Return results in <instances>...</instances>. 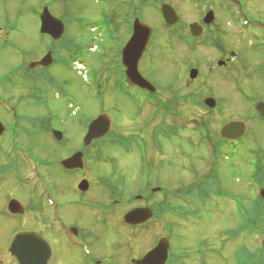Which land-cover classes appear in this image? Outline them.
Segmentation results:
<instances>
[{"label": "rangeland", "instance_id": "rangeland-1", "mask_svg": "<svg viewBox=\"0 0 264 264\" xmlns=\"http://www.w3.org/2000/svg\"><path fill=\"white\" fill-rule=\"evenodd\" d=\"M21 1L0 0V98L4 100V105L17 107L23 118L19 127L17 145H14L13 149L19 153L20 147H26L38 158L52 159L55 165L51 163L43 171L49 185L52 188L56 186L58 189L59 178H63L64 184L68 182L70 187L73 180L76 184L81 177L77 173H75V177L64 174L63 169L57 165L56 161L66 159L69 156H65L66 154L82 152L85 177L89 180V186L94 188L92 193L94 194L99 183L103 188L109 190L108 196H106L107 193L103 194L104 199L112 197L115 193H120L121 196L134 195L139 191L138 184L146 178L145 173L148 172L149 188L166 186L169 189L167 197H162L159 191L149 188L146 195L155 206L150 207L151 213L154 216L165 218L173 225V237L169 240L170 245L167 253L170 257V251H172L171 258L175 264H234L233 250L235 247L244 244L250 249L253 248L255 243L244 234L235 240L226 241L228 235L232 237V234H236L239 203L245 206L249 205V202L243 201V199H250V195L253 194L256 184L249 175L252 169L251 163L255 159L261 161L259 172L263 180L261 187L264 188V123L257 121L252 107L249 104L243 105L238 97L232 95L231 92V94L215 95L216 98L224 97L226 100L222 103L223 113L217 112L211 115L212 129L218 128L220 124L218 121H222L223 118L225 120L239 118L245 123L246 133L238 151L226 153V156L218 158L214 168L216 173L214 177L219 180L221 188L223 191L225 190V195L212 196L209 194L211 191L208 185L210 167H212H208L209 151L206 144L200 142L192 123L195 122L193 121L195 119L203 120L206 117L204 108L199 106L195 108L192 98L183 99L182 104L176 106L180 114L173 111L170 115V117L174 116L171 120L173 124L171 135L163 134L156 137L154 131L157 128L156 123L159 117L145 125V121L152 115L153 107L145 103L139 109L140 99L131 98L120 88H116V80L119 79L114 72L115 67L118 66L117 49L120 44L125 43L124 41L128 37L127 12L128 9H131L129 7L131 5L136 7L137 17L155 29L150 47L139 61L137 69L148 82L153 84L155 94L162 99L170 101L175 94L190 90H199L206 95V92L214 87L206 77L208 56H211V54H207L206 48L198 45L194 51H189L180 42L174 40L175 35L164 34L165 31L160 26L161 16L158 10L149 3L146 6L140 5L141 0L111 1V29L114 31L112 38L91 27L92 23L100 21V11L106 7L100 0H68L64 6L67 7V14L71 21L67 23L65 35L73 38L77 43H88L89 47L86 48V52L82 49L77 53V57L79 61L83 62V65H78L76 62L73 64L68 60L66 63H56L49 68L48 75L54 79L56 85L50 84L46 87L41 105L35 107L33 105L34 99L37 97L38 86L42 87L35 73L29 75V68L19 74L12 71L9 75L13 78L9 81L7 72L21 63L30 62V59H38L44 54L46 44L49 45L50 39L39 32L41 22L38 17H35L36 12L44 7L43 3L47 6L50 14L59 18L62 16L64 7L61 0ZM167 1L178 13L181 26L198 21L199 17L203 16L201 11L205 9V5L202 0ZM244 2L251 14L264 19V0H244ZM230 13V9H214L217 21H223L222 26H233L228 23L231 20ZM234 26L236 27V25ZM226 30L230 32L229 29ZM163 37L168 38L165 43H161ZM172 46L174 49H171ZM178 49H180L179 52H177ZM239 50L244 53L243 55L252 56V53L246 52V49L241 45H239ZM104 52L105 55L100 58L99 55ZM62 55L66 56L67 53L64 52ZM92 64L95 65L91 66ZM187 64H196L201 81L187 82V87H185L184 83L179 85L181 82L179 79H182L184 75L187 80L189 79L188 72L184 73ZM251 65L249 64V66ZM93 67L102 84L101 88L96 87V84L92 82ZM253 75L256 77L257 74ZM246 79L247 85L255 88L251 84L252 82L256 86L253 94L260 95L264 100V82L258 78L250 79L248 76ZM226 84L231 90L230 80ZM99 91L100 96L96 95ZM129 91L132 92L130 89ZM230 96H233L239 104L237 105ZM1 106L0 121L4 125H11L10 114L5 112ZM76 110L79 112L76 113ZM102 110L107 111L116 122L117 128L112 129V134L117 139L119 138L117 134L127 138L122 139L125 144L122 146L109 141L101 142L100 145L98 144L100 146L99 155H95L93 144L82 148L81 135L84 130L80 121L83 120V117H91ZM47 111L51 115L54 114L51 126L52 135L53 131L63 133L65 142L60 145H57L49 133L44 131L43 121L39 120L34 130L32 129V123L37 118L35 116L44 119L46 117L44 112ZM73 111L74 113H72ZM180 116L182 117L180 118ZM186 118H192V120ZM178 123L180 125H177ZM167 132L168 130L164 131V133ZM139 137L145 141L147 139L144 152L152 165H145L141 159ZM8 138L7 134L0 136V167L8 162V158L6 159L3 154V151L10 149ZM12 146L13 144H11ZM60 166L62 167L61 164ZM122 173H124V178ZM6 177L9 180L12 178L10 175ZM14 184H16L14 181H10L9 187ZM105 189L100 191L105 193ZM177 189H192L195 193L210 198L203 203L194 199L183 202L181 199L178 200L181 194ZM69 192L72 190L62 192V194L67 195ZM1 196H4V189ZM165 198L172 205L179 204L178 206H181L178 208L179 210L167 209L170 213H166L167 210L163 209L164 203L162 204ZM262 202L264 203V197ZM119 211L116 210V214ZM0 220H4L6 223L12 221L5 214L0 217ZM71 220L78 224L81 223L75 217H72ZM109 224L106 223V226L103 227L107 228L108 237H106V243L101 250L99 247L102 246L104 240L103 235L100 234V231H103L102 223L96 224L98 225L99 240H101L96 251L98 256L99 250L101 251L99 256L101 261L105 256L113 255L119 259V264H125L127 253L143 255L145 252H142L147 246L152 247L158 238L166 237L168 233V230H165L161 224L151 222L134 231L133 234L137 233L134 239H128L126 231ZM82 226L86 225L82 224ZM14 228L16 227L13 224L0 227V243L3 241L4 233ZM78 255L77 253V257Z\"/></svg>", "mask_w": 264, "mask_h": 264}, {"label": "flooded vegetation", "instance_id": "flooded-vegetation-1", "mask_svg": "<svg viewBox=\"0 0 264 264\" xmlns=\"http://www.w3.org/2000/svg\"><path fill=\"white\" fill-rule=\"evenodd\" d=\"M162 2L163 1H160V3ZM203 2L205 5V9L202 10L203 12L201 11L203 16L201 15L198 21H193L200 26L199 36L194 37L191 35L189 24L192 22L187 23L188 25L186 26H181V19L178 13V25L171 28L169 32L165 31L164 34L175 35L174 40L180 42L186 50L194 51V48L198 47V45H202L206 48L207 54H211V56H208L209 58L206 65V77L209 83L214 87L209 89L206 95L199 90L177 93L170 101H166L156 95L155 90L150 93L158 98L159 104L161 105L157 113L159 116L158 120L165 122V124H162V127L172 124L170 115L173 110L176 109V106L181 104L177 103L176 106H173V103H176L175 101L172 102L173 100L181 97L192 98L194 102H196L195 106L201 108H204L203 101L205 99L213 98L215 100L214 107L204 108L206 113L205 141L209 151V166H212L214 158H220L221 156H226V153L238 151V148L242 144V138L245 137L246 133V126H244L245 129L243 134L237 139H227L220 136V129L224 125L232 122H243L239 118H230L227 120L223 118L222 121H218L220 123L218 128L212 129L211 115L217 112L223 113L222 103L226 100L224 97L216 98L215 95L232 93V95L238 97L243 105L248 104L251 100L253 103L255 102V104L258 102L264 103L260 95L257 94L255 96L253 94L255 93V84L251 82L255 87L252 88L245 83V80H247L246 76L250 79L258 78L264 82V19H261L258 15L251 14L244 0H205ZM140 5L146 6L148 5V1L141 0ZM215 8L223 10L230 9V19L232 21L229 20L228 23L233 24L232 27L222 26L223 21H217V16L214 14ZM205 14L209 16L206 21ZM234 25H236V27ZM226 29H229L230 32ZM165 37H163V42L161 43H165L166 40H168V38ZM150 41L152 40H149L144 53H147L150 47ZM239 45L244 47L246 52H251L252 56L243 55L244 53L239 50ZM160 46L164 47L162 44H160ZM171 49H174L173 46ZM179 51L180 49L177 50V52ZM249 64L252 65L249 66ZM193 68L197 70V76L194 78L189 77L187 80L186 75H184L182 79H179V81H181L179 85L184 83L185 87H187V82L201 81L196 64H187L184 68V73L188 72V77L189 71ZM254 73L257 74L256 77L253 75ZM229 80L231 90H229L226 84ZM142 91L138 93H149L148 91ZM231 99L234 100L237 105L239 104L233 96ZM39 105H41L40 102ZM33 106L37 107L35 103ZM173 107H175V109ZM10 110L11 113L19 114L15 106H12ZM168 110H170L169 114L165 116L164 111ZM176 112L180 114L177 109ZM44 115H46L44 119L35 116L37 118H35V122L32 123V129L34 130L39 120L43 121L44 131L49 133L55 140V143L57 145L64 143V137L58 141L52 135L51 126L54 115L52 116L48 111L44 112ZM20 119L22 118L20 117L19 120ZM257 121L264 123V118L257 119ZM19 126L20 123L17 124L18 128ZM115 127L117 128L116 125L114 128ZM3 135L4 132L2 133V136ZM18 135L19 130H15L14 132L8 131V143L12 141L14 145H17L16 141ZM117 135L118 137L124 136L121 134ZM98 146L96 141L95 145H93L95 155H99L100 148ZM20 148L19 153L13 149H9L5 151L6 154L1 150L6 159L8 158V162L0 167V185L4 183L0 186V217L5 214V216L11 218L12 221L6 223L4 220H0V227L3 225L11 226V224H13L16 228L6 231L3 235V241L0 243V264H17L8 247L12 235L21 231H32L35 233L34 236H29V240L40 239L43 241V243L37 242L36 244V242H34L33 244L37 252V256L33 260L34 264H119V259L113 255L105 256L103 261H101L102 259L99 257L101 255L100 250L106 243V237H108L107 228L103 227L106 226V223H110L109 225L126 231L128 239H134L137 233L133 234V232L143 226L125 224L123 222V215L133 208L153 206L150 198H148L149 196L146 195L147 186H144L142 182H140L137 188L139 191L134 195L121 196L120 193H115L112 197L104 199L103 194L106 195V193L109 192L108 189L106 190L99 183L93 194L92 190H94V188L89 186V180L85 177V170H65L60 166L59 160L57 161V165L63 169L62 171L64 174H68L69 177H75L74 175L77 173L78 176L81 177L77 181L80 183L82 179H86L88 186L85 190H82L78 187L79 183L77 182L75 184V180H73L72 186L69 187L68 182L64 184L62 181L63 178H59V189L56 188V186L52 188L46 181L43 170L44 168L47 169L51 163L54 164L53 160L46 158L42 159L41 157L38 158L26 147ZM214 151H216L215 156ZM212 170V167H210V171ZM8 175L12 177L10 180L6 177ZM10 181H14L16 184L9 187ZM20 186L22 187L21 189ZM2 188L4 189V196H1ZM151 188L149 189L151 190ZM17 189L20 190L17 191ZM103 189L106 190L105 193L100 191ZM68 190H72V192H69L67 195L62 194V192H68ZM108 194L109 193H107L106 196H108ZM159 201L161 202L162 200L160 199ZM116 210L120 211L116 214ZM114 214H116V216H114ZM94 216H97L96 218L98 219ZM72 217H75L76 220L81 223L78 224L77 222H73L71 220ZM98 222L102 223L103 229V231H100L101 236L103 235L104 238L101 247H99L101 240H99L98 225H96ZM82 224L86 226H82ZM29 240L27 239L26 242L22 243L24 248L27 247ZM96 247L100 248L99 256L97 255L98 252L96 251ZM148 247L149 246H147L142 253L146 252L151 246ZM77 253L79 254L78 257ZM138 255L139 254L127 253L124 260L125 264H132L134 259L142 256V254L140 256ZM68 256L73 259L71 260Z\"/></svg>", "mask_w": 264, "mask_h": 264}, {"label": "water", "instance_id": "water-1", "mask_svg": "<svg viewBox=\"0 0 264 264\" xmlns=\"http://www.w3.org/2000/svg\"><path fill=\"white\" fill-rule=\"evenodd\" d=\"M162 15L167 24H174L178 18L174 9L168 4H162L161 6ZM208 15L205 16V21L208 19ZM39 19L41 22L39 31L42 34L49 35L52 39H59L64 32L63 22L54 17L48 11L47 7H43L42 11L39 14ZM190 31L192 35L197 36L200 34V26L196 23L190 24ZM151 35V28L142 23L138 18H135L132 23V32L121 50V62L125 67V73L127 78L133 83L139 86L140 88L153 91L154 87L141 76L138 72L137 64L139 59L142 56V53L146 47L148 39ZM51 51L49 50L43 57L37 61H32L29 63L30 67L40 65L48 66L52 62ZM197 75L196 69H192L189 73L190 78H194ZM205 104L208 106L214 105V100L211 98L205 99ZM257 109L262 115H264V103H259ZM111 120L107 114H100L97 117L93 118L87 126V131L83 137L84 145H88L92 140L99 139L105 136L110 129ZM244 124L242 122H232L224 125L220 130L221 137H230L236 138L240 137L244 132ZM3 130V126L0 123V134ZM54 135L57 139L61 138V135L58 131H54ZM61 164L66 169H74L82 167V153L75 152L70 157L61 161ZM88 186L86 180H82L78 187L82 190H85ZM261 196H264V189L261 191ZM150 217V212L147 208H139L129 211L124 219L129 223H140L145 221ZM29 233L32 236L31 232H20L17 233L11 240L9 245V250L12 253V256L20 264H34L33 260L37 256L33 244L34 242L43 243L42 240H29ZM35 234V233H34ZM33 234V236H34ZM39 237V236H38ZM40 238V237H39ZM25 239L29 240L28 246L24 248L22 244L25 242ZM32 243V248L30 246ZM168 242L165 238L159 240L157 245L148 251L136 264H164L167 258Z\"/></svg>", "mask_w": 264, "mask_h": 264}, {"label": "trees", "instance_id": "trees-1", "mask_svg": "<svg viewBox=\"0 0 264 264\" xmlns=\"http://www.w3.org/2000/svg\"><path fill=\"white\" fill-rule=\"evenodd\" d=\"M68 3V0H61L62 2V5L64 7L63 9V13L61 14V18L63 19V21L65 23H69L70 20V17L69 15L67 14V7L64 6V4ZM106 2H108L107 0H105ZM158 1H165V0H158ZM108 12L109 13H105L103 12L101 14V18L100 20H103L105 22V24H107V33H104L105 36L107 37H114V31L111 29V25H112V19H111V8L108 9ZM130 19L129 17V12L127 14V19ZM93 25V24H92ZM91 25V27H92ZM42 36V35H41ZM47 47H50L52 48L53 52H54V55L56 57V62L57 63H66L67 60L69 59H72L75 57V55H77L78 52H80L82 49L84 48H87L89 47V44L85 43V44H82L80 42H76L73 38L71 37H67L64 33V35L57 41H52L49 43V45ZM66 52L67 55L64 56L62 55V53ZM119 53V51H118ZM118 56V55H117ZM118 62V61H117ZM11 79V78H9ZM41 81H45L44 77H40ZM50 81H51V84L52 85H56L55 84V81L53 78H50ZM43 88V86H42ZM41 88L39 87L37 90H40ZM44 89V88H43ZM37 96L40 95V92L37 91ZM176 102V100H173L172 102ZM177 102L176 103H173V106H176ZM175 109V107H173ZM174 112H176V109L173 110ZM181 117V116H180ZM177 125H180V123H178ZM172 126L173 124L171 125H164L162 127V125H159L157 126L156 130L154 131L156 134V137H158V135H163V134H167V135H171L170 131H172ZM165 130H168L167 133H164ZM127 137H120V139L118 140L116 137L114 136H111L110 139H109V142L110 143H118L120 144L121 146L122 145H125L122 141V139H125ZM139 138H138V142H139ZM144 143V140H142L140 143H138L139 145L140 144H143ZM100 151V149H99ZM123 174V178H124V173ZM261 177V178H260ZM258 180H259V183L262 184L263 180H262V176L261 175H257ZM147 180H150V178H148L147 176ZM218 182V179L216 177H214L212 179V181H209L208 182V185H209V190L211 191V195H214V196H217L218 195V192L216 190V183ZM263 185V184H262ZM182 193H180L179 190H177L181 196L178 198V200H182L183 202L185 200H195V201H198V202H204L206 199H209L210 197H204V195L200 194V193H195V191H193L192 189H182ZM164 195L165 197H167V192H165L164 190ZM174 196V195H173ZM179 196V195H178ZM176 197V196H174ZM244 200H247L249 202V205H243L241 203H239V210H242L240 211V220H239V223H238V226L236 228V234L238 233H242V234H245V235H250L251 237H263L264 236V203L262 202L263 198H260L259 196H256V197H252L250 199H245ZM164 203L163 205V209H169V210H179L178 208H180L181 206H178L179 204H171L166 198L163 200L162 204ZM155 207V206H154ZM192 208V207H191ZM167 210L166 213H170V211ZM157 217V215H156ZM167 221V220H166ZM167 225H170V229L169 231H171V229L173 228V225L171 223H169L168 221L166 222ZM171 234H173V232H171L170 234H168L169 236H172ZM236 234H232V237L233 235H236ZM254 249L251 250V251H248L246 250L248 253L247 255V258L250 260V261H255V260H258L260 263L264 264V244L262 245H255L253 247Z\"/></svg>", "mask_w": 264, "mask_h": 264}]
</instances>
